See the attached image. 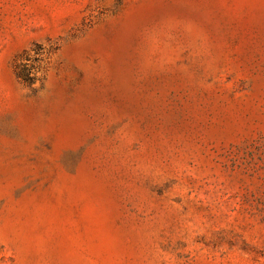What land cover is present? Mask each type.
<instances>
[{"label": "rangeland", "instance_id": "obj_1", "mask_svg": "<svg viewBox=\"0 0 264 264\" xmlns=\"http://www.w3.org/2000/svg\"><path fill=\"white\" fill-rule=\"evenodd\" d=\"M0 264H264V0H0Z\"/></svg>", "mask_w": 264, "mask_h": 264}, {"label": "trees", "instance_id": "obj_2", "mask_svg": "<svg viewBox=\"0 0 264 264\" xmlns=\"http://www.w3.org/2000/svg\"><path fill=\"white\" fill-rule=\"evenodd\" d=\"M54 49L43 43L35 42L24 49L13 60V70L16 78L25 86L33 88L34 84L44 78L48 63Z\"/></svg>", "mask_w": 264, "mask_h": 264}]
</instances>
